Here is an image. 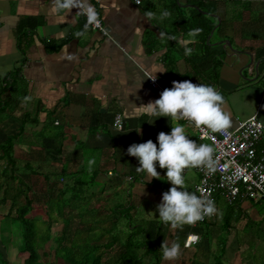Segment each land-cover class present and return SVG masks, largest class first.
I'll return each mask as SVG.
<instances>
[{
  "label": "crops",
  "instance_id": "crops-1",
  "mask_svg": "<svg viewBox=\"0 0 264 264\" xmlns=\"http://www.w3.org/2000/svg\"><path fill=\"white\" fill-rule=\"evenodd\" d=\"M176 1L186 17L199 8L212 30L193 39L177 12L161 19L170 0H0V183L11 180L2 175L10 166L1 147L14 136V190L25 182L32 197L65 195L67 211L83 216L80 226H98V233L127 226L159 247L164 239L179 242L180 255L163 264H264V200L229 203L220 195L204 224L165 225L156 206L170 182L148 181L127 153L133 143L156 142L175 123L167 117L149 123L155 119L149 103L160 97L152 76L170 86L185 80L213 86L224 97L230 130L255 114L264 124V0ZM79 3L105 31L93 28ZM119 113L123 129L114 125ZM180 123L190 139L212 147L194 125ZM257 149L264 155V135ZM157 171L163 176L166 169ZM184 178L198 195L197 168L185 169ZM10 205H0L1 213ZM41 206L34 215L45 213ZM190 234L200 239L187 247Z\"/></svg>",
  "mask_w": 264,
  "mask_h": 264
},
{
  "label": "trees",
  "instance_id": "trees-1",
  "mask_svg": "<svg viewBox=\"0 0 264 264\" xmlns=\"http://www.w3.org/2000/svg\"><path fill=\"white\" fill-rule=\"evenodd\" d=\"M187 2L190 3V0ZM168 12H177L179 23L186 18L189 22L186 27L190 31L199 28L200 33H209L213 28L205 23L206 17L195 8L192 9V15L196 17L190 21L192 15L186 17L176 0H170ZM201 40L206 44L205 38L201 37ZM14 140V136H10L6 145L1 147V157L8 160L10 169L14 166ZM10 169H4L2 174L11 178L10 182L0 183V191H6V196L0 199V205L5 207L8 202L11 204L6 213L0 211V231L5 233L1 238L6 250L13 238L18 239L16 244L13 243L18 264H163L162 252L157 244L137 239L141 230L127 233V226L117 224L107 228L104 233H98V226H80L79 221L83 216L67 211L65 195L48 200L32 197L31 188L25 182H20L15 191V178ZM88 184L82 183L81 186ZM68 190L71 189L64 190L63 194ZM38 203L45 209L40 217L33 214ZM57 223L62 226L56 227ZM106 235L109 237L104 241ZM0 264L14 263L0 251Z\"/></svg>",
  "mask_w": 264,
  "mask_h": 264
},
{
  "label": "clouds",
  "instance_id": "clouds-1",
  "mask_svg": "<svg viewBox=\"0 0 264 264\" xmlns=\"http://www.w3.org/2000/svg\"><path fill=\"white\" fill-rule=\"evenodd\" d=\"M152 14L149 13V16ZM169 16L168 11L161 14V19ZM94 18V17H92ZM201 29L191 30L188 35L193 39ZM164 33H160L164 38ZM171 39V37H170ZM191 49L185 55H191ZM155 80L156 77H151ZM171 88H166L160 97L149 104V113L155 119L167 117L171 124L170 133L161 131L153 142L151 139L142 143H133L127 149L130 156L138 160L136 171L152 178L170 182L171 187L163 192L160 203L156 206L159 220L165 225L183 229L184 225H194L215 212V204L211 199H204L195 192L189 191L184 178V170L205 167L213 170V148L208 144L197 143L189 138L185 126L180 121L196 127H206L212 132H221L231 126L230 117L222 110L224 97L213 86L193 83L190 80L173 81ZM140 132V127L136 129ZM166 169L163 176L157 171ZM162 258L172 261L180 255L179 242L164 239L161 244Z\"/></svg>",
  "mask_w": 264,
  "mask_h": 264
},
{
  "label": "built area",
  "instance_id": "built-area-1",
  "mask_svg": "<svg viewBox=\"0 0 264 264\" xmlns=\"http://www.w3.org/2000/svg\"><path fill=\"white\" fill-rule=\"evenodd\" d=\"M137 4L141 0H136ZM83 9V4H78ZM84 14L94 29L104 30L102 20L84 10ZM94 17V18H92ZM153 78L155 76H152ZM150 86L160 93L172 86L167 85L160 78H150ZM114 125L123 129L122 114L115 116ZM196 127V126H195ZM199 138L208 140L213 148V170L205 167L197 168L199 182L196 186L198 196L211 199L215 206L217 197L223 196L227 202L249 199L255 202L264 200V155L259 154L257 145L264 135V124L255 114L251 118L239 123L234 130L225 129L221 132H212L206 127H196ZM209 217L198 221L195 225L204 224ZM200 237L190 234L186 246L197 244Z\"/></svg>",
  "mask_w": 264,
  "mask_h": 264
},
{
  "label": "rangeland",
  "instance_id": "rangeland-1",
  "mask_svg": "<svg viewBox=\"0 0 264 264\" xmlns=\"http://www.w3.org/2000/svg\"><path fill=\"white\" fill-rule=\"evenodd\" d=\"M3 235H5V233H2L1 231H0V251L2 252V253H4L5 254V256H6V258H8L9 260H11L14 264H18V259H16V257H15V254H16V249H15V247L13 246V245H11V244H16L17 242H18V239H16V238H13L14 240H12V241H10L9 242V244H8V250H6V248H5V245L3 246V244H2V238L4 237ZM16 236V235H15ZM2 237V238H1ZM3 242H5L4 240H3ZM16 242V243H15ZM6 243V242H5ZM10 246V247H9Z\"/></svg>",
  "mask_w": 264,
  "mask_h": 264
},
{
  "label": "water",
  "instance_id": "water-1",
  "mask_svg": "<svg viewBox=\"0 0 264 264\" xmlns=\"http://www.w3.org/2000/svg\"><path fill=\"white\" fill-rule=\"evenodd\" d=\"M195 7V6H194ZM197 8V7H196ZM197 9H199V8H197ZM214 33V31L212 32V34ZM227 44H228V46L231 48V49H233L232 48V45H231V43L228 41V42H226Z\"/></svg>",
  "mask_w": 264,
  "mask_h": 264
}]
</instances>
